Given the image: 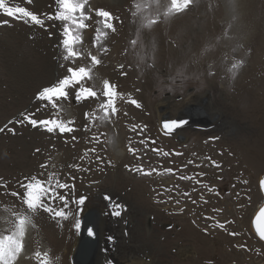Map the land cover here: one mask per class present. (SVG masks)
I'll return each instance as SVG.
<instances>
[{
    "label": "rangeland",
    "instance_id": "1",
    "mask_svg": "<svg viewBox=\"0 0 264 264\" xmlns=\"http://www.w3.org/2000/svg\"><path fill=\"white\" fill-rule=\"evenodd\" d=\"M139 1L88 0L87 7L90 11L87 14L92 17V19L84 21L88 27L73 28V32L80 37V40L75 44L80 54L105 58L104 55L111 47L108 45L110 42L109 33L112 34L116 30H101L105 33L103 36H107L100 35V39H96L97 32L94 25L97 24V20L101 19L95 16L98 9L109 11L112 14L114 19L111 22L114 26L116 19L120 25L122 20L127 23L128 28L119 31L115 39L120 42L124 38L120 47L129 42L127 45L131 49L128 46L127 48L131 50L129 53H132L128 54L123 59L124 61L118 60L110 63L109 69H114V71L108 73L109 77L104 74V71L87 66L91 78L88 79L89 81L87 79L82 81L78 87H73L74 90L70 88L69 99L58 101L59 111H57L51 105L45 107L44 102L39 101L36 97L42 89L55 85L60 79L67 76L69 67L74 68V64H71L74 63L72 58L63 59L66 51L61 46L63 27L59 28L58 26V22L61 21L48 19L49 16L56 15L59 6L56 0L46 1L44 4L40 0H6L10 6H23L44 21V26L41 27L30 21L25 23L23 20L0 15V129H3L0 131V153L3 152L7 158L3 161L5 162L4 166H0V217L9 219L11 218L9 217L10 213L16 211V223L19 214L31 216V223L26 225L22 240L23 249L14 264H39L35 256L36 252H47L57 264H72L80 235V231L78 234L74 227L75 216L60 222L42 210L35 214L28 212L22 202L23 192H20L22 185H16L14 179L20 175H30L33 172L34 169L30 165L34 161L29 154L31 149L38 148V146L40 148L46 143L41 142L40 138L49 140L45 146L50 147V151L65 144L74 147L75 154L76 150L81 151L80 155L74 154L76 157L70 153H73V149L65 155L63 162L73 159L69 165H77L79 170L71 167L75 174L69 175L63 182L75 185L74 197L70 195V200L78 199L81 196L87 198L85 204L80 206L82 208V211L79 212L81 224L83 217L89 212L96 211L101 217L104 225L101 230L103 235L101 249L103 255L109 258L112 264H131V262L147 264L148 260H150V264H196V262L198 264H264V242L256 236L252 228L256 213L264 205V196L259 185L261 179L264 178V114L262 112L257 114V108L264 107V1L247 0L248 6H244V13L239 20L237 17L239 12L234 9L227 11L225 2L222 0H191V5L189 4L187 9L180 12H169L171 0H144L142 8L137 7ZM242 2L245 3L246 0ZM151 6L155 9L156 20H154L155 23L150 24L145 20H147V11ZM179 14L182 15L178 16ZM4 20L7 23H4ZM187 20L191 21L194 33H190L189 26L186 24ZM155 24L157 25L155 26ZM99 27L102 29L103 25L100 24ZM153 29H157V32L153 33ZM141 31H146L145 38L148 47L144 45V49H141L140 43L137 42L142 41L141 38L137 39V34H141ZM31 34L36 35L32 36ZM128 36L129 38H126ZM20 40L21 43L28 45L30 52L37 55L38 58L41 56V61H46L44 68L38 67L37 62H33V60L23 63L27 52L24 48L17 47ZM58 40L61 43L57 42ZM133 41L135 44L132 43ZM157 44L160 45L157 46ZM151 52L155 53L154 57ZM62 53L64 55H61ZM128 56L133 61L132 66H129ZM143 59L149 61L145 62ZM133 67L135 69L137 67L139 70H134ZM136 71L138 72L136 73ZM105 81L114 86V91L117 93L114 97V105L117 111H121L123 117L121 119L117 114L110 113L107 120L96 119L95 122L92 119L93 113L97 117L103 115L99 105L105 102L103 96ZM137 83L139 84L137 85ZM144 83H148V85ZM82 86L95 90L98 93L97 98L82 99V103L81 101L77 102L75 93ZM245 92L252 95V101L242 98ZM133 100L137 101L140 107H136L131 102ZM206 100L207 102L204 103ZM195 106L207 109V112L216 117V121H213L215 129L199 130L182 126L170 133L164 131L162 128L164 117L170 115L171 121L188 117L189 107ZM31 113L35 114L32 116L33 119L63 121L68 127L75 130L62 134L58 129L49 133L42 125L33 127L21 115ZM85 113L89 114L88 118L85 117ZM17 121L23 122L18 123ZM69 121L72 123H67ZM94 127L98 132L100 146L89 143L91 134L88 129H94ZM79 129L84 132H80ZM181 135L185 139L181 140L179 138ZM15 136L20 140L23 139L21 145H18ZM37 142H41L40 145ZM6 147L9 148L8 151H6ZM52 147L54 148L52 149ZM130 147L136 149L137 155L129 151ZM92 149L95 151H91ZM250 150L252 153L249 152L248 155ZM18 153H22L21 159L26 162L27 166L10 171L9 164H14L20 159H18ZM7 154L8 156H6ZM244 155L246 157L248 155L247 159ZM256 155H261L257 156L259 160L254 159H257ZM27 157H29V162ZM74 161H77L78 164H75ZM3 162L1 160L0 165ZM140 167L148 172L152 170L151 175L154 177L136 172L135 169ZM150 168L151 170H149ZM64 170L63 167L59 168L60 172ZM192 172L196 176L194 179L199 182H207L212 188L211 192L222 198V201L219 200V204L212 206L207 200L204 201L205 199L199 200L194 190L193 193H186L187 184L192 183L186 176L191 175ZM39 173H41L40 170ZM73 177L75 179H72ZM143 179L145 180L143 181ZM140 183L142 188L139 191ZM172 185L176 188L173 189ZM12 192H19L18 194L21 193V196H12ZM145 193L147 194L144 195ZM169 195L174 197L172 208L169 204V207L164 206L160 200L161 197L162 200L171 199ZM105 196L110 199L105 200ZM139 197L143 200L142 203H140ZM192 197H197L194 198L193 204L190 202ZM176 198L189 206L184 214L180 210ZM234 204L238 210L243 211L241 214L236 213L237 209ZM57 206L62 207L63 205L57 202ZM166 208L172 210H165ZM192 208L193 210H191ZM214 208L215 210H213ZM25 209L27 212L24 211ZM70 209L75 213L77 205L70 204ZM114 211H118L120 215L112 216ZM218 211H223V216L216 217ZM193 214L195 215L193 216ZM190 215L193 220L189 225L184 219L191 218ZM43 219H46L45 227ZM226 219H230L233 223L232 226L231 223L228 224L230 226H227L230 227V231L232 232L235 228L237 234H243L242 237H231L224 233L215 239L211 238L210 233L221 231L219 221L223 222ZM61 226L65 227L63 240L66 242V246L57 251L54 247L62 239L54 240L53 232H60ZM190 226L193 227L194 232L190 231ZM3 230L5 231H0V239L13 235L16 232V224L12 225L11 230L6 226ZM42 230L44 233L47 231L48 236L41 234ZM190 232L194 234H189ZM109 237L112 238L111 242ZM228 237L230 238L228 239ZM233 248L236 251L232 252ZM227 250L228 252H226ZM203 254L204 256H202ZM207 254L210 256L208 257ZM66 260H70L71 263Z\"/></svg>",
    "mask_w": 264,
    "mask_h": 264
},
{
    "label": "snow or ice",
    "instance_id": "2",
    "mask_svg": "<svg viewBox=\"0 0 264 264\" xmlns=\"http://www.w3.org/2000/svg\"><path fill=\"white\" fill-rule=\"evenodd\" d=\"M59 8L55 16H49L48 19H55L61 22H64L63 32H62V44L61 46L65 49L66 55L63 57L64 60L69 58H76L80 54L77 53L73 45L80 40V37L74 35L73 28L75 29H84L88 27L85 20L92 19L87 13L90 9L87 7L88 0H56ZM191 0H171V8L169 12L175 11L180 12L189 6ZM0 15H4L13 19L23 20L25 23L31 21L33 24L43 27L44 21L40 19L36 14L31 11L26 10L24 7H13L9 3H6V0H0ZM95 16L101 19L97 20V24H102L105 30L115 31L114 25L111 22L114 17L109 11L98 9L95 12ZM4 23H7L6 21ZM150 23H155L151 21ZM71 25V27H70ZM97 35L96 39H100L101 30L98 27L96 29ZM51 35V34H50ZM135 44V41L132 42ZM107 51V49H105ZM93 65H98L100 63L99 59L95 56L91 57ZM68 75L63 79H60L55 85L46 87L42 89L36 99L44 102V106L47 107L51 105L53 109L59 111L58 101H67L69 99V89L80 85L82 81L91 78L90 70L83 66L77 68L69 67L67 69ZM117 93L114 91V86L111 85L108 81L104 82V91L103 96L105 102L99 105V108L103 111V115L97 117L95 113L92 114V119L95 121L99 119L100 121H105L109 118L110 113L112 115L116 114V107L114 105V97ZM98 93L89 87H79L75 93V100L80 102L82 99L97 98ZM136 107H140V104L133 100L131 101ZM29 124L33 127L44 126L47 132L52 133L57 129L60 133L72 132L75 129L68 127L65 122L58 121L55 119H42L37 120L33 119L31 114H21ZM89 116L88 113H85V117ZM22 123L23 121H17ZM67 123H72L69 121ZM165 129L169 132L174 131L176 128L180 127L179 123L172 122L166 123L164 125ZM3 131V129H0ZM103 135V133H101ZM99 142V137L95 138ZM111 143V141H109ZM155 151V149H153ZM39 151V150H37ZM91 151H95L92 149ZM129 151L132 153L136 152V149L129 148ZM41 167H46V165H41ZM69 167H74L79 170L77 165H69ZM130 171L132 169H129ZM136 172H140L143 175H151V172L145 171L142 167L136 168ZM171 171V169H169ZM26 183L22 185L24 192L22 194V202L26 206L28 212L35 214L37 211L42 210L47 212L51 218L58 219L62 222L68 220L69 217L75 216L74 227L79 234L81 229V221L79 219V212L82 211L80 206H83L86 201V197L81 196L78 199L72 198L70 200V195L74 197L75 185L63 182L55 173H49L47 180H40L37 177L33 176L30 179L25 178ZM72 179H75L74 177ZM262 187H264V181H261ZM6 186V185H5ZM70 190V192H69ZM12 196H20L16 192L11 193ZM105 200L110 199L108 196L104 197ZM57 202L63 205L62 207L57 206ZM70 204H76L77 210L74 213L70 209ZM264 212V209L261 210ZM113 215H120L118 211H114ZM31 223V216L26 214H19L16 220V232L10 236H4L0 239V264H14L17 259L18 254L23 249L22 240L25 235L26 225ZM258 235L261 240H264V231L259 229ZM87 235L89 237H95L92 228L87 229ZM231 235H236V233H231ZM109 241H112V238L109 237ZM35 256L38 259L39 264H54L53 259L47 252L41 253L36 252ZM58 259V258H57Z\"/></svg>",
    "mask_w": 264,
    "mask_h": 264
},
{
    "label": "bare ground",
    "instance_id": "3",
    "mask_svg": "<svg viewBox=\"0 0 264 264\" xmlns=\"http://www.w3.org/2000/svg\"><path fill=\"white\" fill-rule=\"evenodd\" d=\"M46 1H50V0H40V2L42 3V4H44V2H46ZM142 1H144V0H140L139 1V4H137L138 6V8H142ZM222 1H224L225 2V7H226V10L227 11H229V10H233L234 9V11H238L239 13H238V20H239V18H242V13H244L243 12V8H244V6H248V3H247V0H246V2L245 3H243L242 1H244V0H222ZM250 1V0H249ZM264 0H262L261 2H263ZM254 2V1H253ZM259 2H260V0H259ZM197 3V2H196ZM194 4V3H193ZM191 5V4H190ZM189 5V6H190ZM196 5V4H195ZM215 5V4H214ZM250 5H251V3H250ZM150 6V5H149ZM23 7V6H22ZM188 8V7H187ZM194 8V7H193ZM264 8V7H263ZM190 9H192V8H190ZM245 9V8H244ZM251 9V8H250ZM139 10V9H138ZM193 11V10H192ZM233 11V12H234ZM49 13V12H48ZM147 13H148V15L146 16L147 17V20H145V21H147V22H151V21H154V20H156L155 19V9L151 6L149 9H148V11H147ZM160 13V12H159ZM46 14V13H45ZM139 14V13H138ZM254 14V13H253ZM182 14H179L178 16H181ZM236 15V14H235ZM46 16V15H45ZM146 17H145V19H146ZM180 18V17H179ZM184 18V17H183ZM125 20V19H124ZM179 20V19H178ZM193 20V19H192ZM237 20V19H236ZM5 21V20H4ZM175 21V20H174ZM188 21V23H186L189 27V30H190V33H194L193 31V29H192V23H191V21H189V20H187ZM186 21V22H187ZM198 21H201V20H198ZM31 22V21H30ZM195 22V21H194ZM32 23V22H31ZM30 23V24H31ZM59 24H58V26H59V28H62V27H64V22H58ZM200 23V22H199ZM252 23V22H251ZM93 24V23H92ZM114 24H115V26H114V28H115V30H116V32H114V33H109V36H110V42H108L109 44V46H111L109 49H108V51H107V53L104 55V57L105 58H102V57H96L97 59H99V61H100V63L98 64V65H93L92 64V61H91V57L92 56H90V54H88V55H86V56H84V55H81L80 54V51H79V49L76 47V43L73 45V48H74V50L77 52V53H79L80 55L78 56V57H76V58H72V60L74 61V63H71V64H74L73 66H74V68H79V67H81V66H83V67H85V68H87V66H93V67H95V68H97V69H99V70H101L102 72L104 71V74L105 75H107V77H109V75H108V73H110V72H112V71H114V69H109V67L111 66V64L110 63H112V62H114V61H118V60H123L125 57H127V55L128 54H130L131 55V53L132 52H130L129 53V51H131L130 49V47L127 45V44H129V42H126V43H124V45L122 46V47H120V44H122L123 42H124V38H123V40H120V42H119V40L118 39H115V36H118V32L119 31H121L123 28H128V26H127V23L126 22H124L123 20H122V23H121V25H120V23H119V21H118V19H116L115 21H114ZM151 24V23H150ZM32 25V24H31ZM99 25L100 24H95L94 26H95V28L97 29L98 27H99ZM157 24H155V26H156ZM256 25V24H255ZM137 26V25H136ZM154 26V27H155ZM237 26V25H236ZM254 26V25H253ZM183 27V26H182ZM199 27V26H198ZM223 27V26H222ZM30 28V27H29ZM100 28V27H99ZM95 29V30H96ZM32 30V29H31ZM92 30V29H91ZM100 30H105L104 28H102V29H100ZM138 30V29H137ZM169 30V29H168ZM189 30H187V32H189ZM216 30V29H215ZM230 31V30H229ZM30 32V31H29ZM28 32V33H29ZM77 32H79V31H77ZM106 32V31H105ZM142 33L141 34H137V39L138 38H141L142 39V41H137L138 43H140V45H139V47L141 48V49H144V45H146L147 46V40H146V38H145V33H146V31H141ZM157 32V29H153V33H156ZM169 32V31H168ZM186 32V33H187ZM231 32V31H230ZM74 33V35H77V33H75V32H73ZM101 35L103 36L105 33H104V31H101ZM108 33V32H107ZM121 33V32H120ZM126 33V32H125ZM170 34V33H169ZM168 34V35H169ZM8 35V34H7ZM17 35V34H16ZM32 35V34H31ZM30 35V36H31ZM34 35V34H33ZM32 35V36H33ZM36 35V34H35ZM34 35V36H35ZM238 35V34H237ZM1 36V35H0ZM107 35H105V36H103V37H106ZM119 36H121V35H119ZM222 36V35H221ZM6 37V36H5ZM112 37V38H111ZM124 37V36H123ZM150 37V36H149ZM29 38V37H28ZM87 38V37H86ZM94 38V37H93ZM126 38H129V36L128 37H126ZM151 38V37H150ZM223 38V37H222ZM226 38H228V37H226ZM17 39L19 40V38L17 37ZM32 39V38H31ZM33 39H34V37H33ZM59 39V38H58ZM63 39V38H62ZM61 39V40H62ZM89 39V38H88ZM148 39V38H147ZM118 40V41H117ZM174 41V40H173ZM23 42V41H22ZM57 42H59V40L57 41ZM119 42V43H118ZM222 42V41H221ZM19 43V44H18ZM17 43V47L18 48H20V49H25L26 50V52H27V57H25V59H24V61H23V63H29V62H31L32 60H33V62H37V66L38 67H43L44 68V65L46 64V61H41V56H40V58H38L37 57V55H35V54H33L32 52H30V49H29V47H28V45L27 44H23V43H21V40L19 41ZM50 43V42H49ZM59 43H61V42H59ZM157 43H159V42H157ZM166 43V42H165ZM22 44V45H21ZM222 44V43H221ZM1 45V44H0ZM160 45V44H159ZM158 44H157V46H159ZM161 45H163V44H161ZM48 46V45H47ZM47 46H45V47H47ZM127 46H128V48H130V49H128L127 48ZM131 46V45H130ZM148 47V46H147ZM156 47V46H155ZM154 47V48H155ZM226 47V46H225ZM2 48V47H1ZM50 48V47H49ZM92 48V47H91ZM227 48V47H226ZM208 49V48H207ZM28 50V51H27ZM209 50V49H208ZM49 51H50V49H49ZM52 52V51H51ZM50 52V53H51ZM64 52V51H63ZM99 52V54H100V50L98 51ZM134 52V51H133ZM154 52V51H153ZM219 52V51H218ZM125 53V54H124ZM152 53V52H151ZM64 54H66V53H64ZM63 53L61 54V55H64ZM134 54H135V52H134ZM153 54V53H152ZM193 54V53H192ZM220 54V53H219ZM154 55H155V53L153 54V57H154ZM48 56V55H47ZM148 56V55H147ZM149 56H150V54H149ZM50 57V56H49ZM129 57V56H128ZM146 57V56H145ZM131 57H129V58H127V60H128V62L130 63L129 64V66L132 64V60L130 59ZM150 58V57H149ZM167 58V57H166ZM147 59V58H146ZM168 59V58H167ZM69 60V59H68ZM71 60V59H70ZM105 60V61H104ZM144 60V59H143ZM152 60V59H151ZM150 60V61H151ZM124 61V60H123ZM145 61V60H144ZM147 62L149 61V60H146ZM145 61V62H146ZM230 62V61H229ZM61 64V63H60ZM141 64V63H140ZM144 64V63H143ZM142 64V65H143ZM154 64V63H153ZM137 65H138V63H137ZM142 65H140V66H142ZM71 66V65H70ZM113 66V65H112ZM126 66V65H125ZM132 66V65H131ZM140 66H138V67H140ZM49 67V66H48ZM128 67V66H127ZM135 67V66H134ZM133 67V68H134ZM112 68V67H111ZM113 68H115V67H113ZM129 68V67H128ZM133 68H131L132 70H133ZM145 68V67H144ZM67 69V68H66ZM134 70H139V68H137L136 67V69L134 68ZM138 71H136V73H137ZM142 72V71H141ZM62 73H63V71H62ZM139 73H140V71H139ZM131 74V73H130ZM141 74V73H140ZM21 76V75H20ZM63 76H65V75H63ZM133 76H134V74H133ZM137 76V75H136ZM146 76V75H145ZM222 76V75H221ZM106 77V78H107ZM147 77H149V76H147ZM223 77V76H222ZM18 79V78H17ZM109 79V78H108ZM147 79V78H146ZM88 80V79H87ZM138 80V79H137ZM1 81V80H0ZM16 81V80H15ZM89 81V80H88ZM110 81V80H109ZM128 81V80H127ZM140 81V80H139ZM149 81V80H148ZM2 84V83H1ZM19 84V83H18ZM139 83H137V85H138ZM144 84H146V83H144ZM81 85V84H80ZM146 85H148V83L146 84ZM1 86V85H0ZM77 87H78V85H77ZM83 87V86H82ZM2 88H3V86H2ZM75 88V87H74ZM74 88H73V90H74ZM259 89V88H258ZM72 91V90H71ZM237 91V90H236ZM240 92H242V91H240ZM72 93V92H71ZM70 93V94H71ZM237 94V93H236ZM264 94V93H263ZM73 95V94H72ZM123 95V94H122ZM239 97H241V96H239ZM251 97H252V95H249L248 93H244V96L242 95V98L244 99V100H250V101H252V99H251ZM120 98V97H119ZM124 99V98H123ZM84 102V101H83ZM88 102V101H87ZM207 102V100L206 101H204V103H206ZM81 103H82V101H81ZM100 103V102H99ZM253 103V102H252ZM98 104V103H97ZM249 104V103H248ZM79 105H80V103H79ZM78 105V106H79ZM82 105V104H81ZM86 105V104H85ZM204 105V104H203ZM253 105V104H252ZM260 105V104H259ZM83 106V105H82ZM146 106V105H145ZM76 108H79V107H76ZM84 109H85V106L83 107ZM122 108V107H121ZM207 108V107H206ZM236 108V107H235ZM94 109V108H93ZM97 109V108H96ZM81 110H83V109H81ZM207 110V109H206ZM203 107H201V106H195V107H189V109H188V111H187V114L189 115H187L188 117H184V118H177V119H174V120H176V121H179L180 123H182L183 124V126L185 127V126H188V127H193V128H195V129H207V130H209V129H215V126H213L214 124V122L216 121L215 120V116H213V114H210L209 112H207ZM240 111V110H239ZM251 111V110H250ZM257 114L259 113V112H262L263 114H264V107L263 106H261V108L260 109H258L257 108ZM198 112H200V113H198ZM82 113V112H81ZM80 113V114H81ZM252 113V112H251ZM53 114H54V112H53ZM116 114H117V116H120L121 117V119H122V117H123V114L121 113V111H116ZM241 114V113H240ZM98 115V114H97ZM177 115V114H176ZM179 115V114H178ZM169 116V117H168ZM168 116H166V117H164L165 119H164V121L165 122H169V121H171V116L170 115H168ZM177 117V116H176ZM220 117V116H219ZM257 117V116H256ZM81 118H83V117H81ZM85 118V117H84ZM88 118V117H87ZM88 120V119H87ZM215 120V121H214ZM79 121H80V119H79ZM163 121V122H164ZM214 121V122H213ZM249 121H250V119H249ZM96 122V121H95ZM130 121L128 120V123H129ZM162 122V123H163ZM171 122H175V121H171ZM255 122V121H254ZM78 124V123H77ZM84 124H87V123H84ZM89 124V123H88ZM238 124V123H237ZM126 125H127V123H126ZM132 125V124H131ZM131 125H130V127H131ZM134 125V124H133ZM90 126V125H89ZM255 126V125H254ZM257 126V125H256ZM255 126V127H256ZM74 127H75V125H74ZM96 127V126H95ZM95 127H94V129L93 128H91V129H88L89 130V133L91 134L90 136V142L89 143H91V144H93V145H95V146H100V142H97V140L95 139L96 137H99L98 136V132L95 130ZM125 127V126H124ZM128 127H129V125H128ZM32 128V127H31ZM81 128V127H80ZM89 128V127H88ZM254 128V127H253ZM87 129V128H86ZM131 129V128H130ZM189 129V128H188ZM264 129V128H263ZM38 130V129H37ZM78 130V129H77ZM184 130V129H183ZM79 131L80 132H82L81 131V129H79ZM131 131V130H130ZM133 131V130H132ZM35 132V131H34ZM75 132H77V131H75ZM84 132V131H83ZM82 132V133H83ZM102 133V132H101ZM26 134V133H25ZM77 134H78V132H77ZM76 134V135H77ZM79 134H81V133H79ZM263 134V133H262ZM24 135V134H23ZM22 135V136H23ZM37 135V134H36ZM75 135V134H74ZM140 135V134H139ZM148 135H150V134H148ZM34 136V135H33ZM32 136V137H33ZM49 136V135H48ZM51 136V135H50ZM82 136H84L83 134H82ZM103 136V135H102ZM110 136V135H109ZM257 136V135H256ZM16 137V136H15ZM14 137V138H15ZM24 137V136H23ZM35 137V136H34ZM73 137V136H72ZM101 137V136H100ZM132 137H134V136H132ZM17 138V137H16ZM19 138V137H18ZM16 139L17 141L16 142H18V145L20 144L21 145V143H22V140H20V138L19 139ZM70 138V137H69ZM79 138V135L77 136V139ZM104 138V137H103ZM181 140H182V138L183 139H185L184 138V136H180L179 137ZM188 138V137H187ZM27 139V138H26ZM31 140H32V138H30ZM29 139V140H30ZM52 139V138H51ZM85 139V138H84ZM83 139V140H84ZM35 140V139H34ZM41 142H46V143H48L49 142V140H47V139H43V138H40L39 139ZM82 140V139H81ZM146 140V139H145ZM190 140V139H189ZM35 141H37V140H35ZM53 141V140H52ZM66 141V140H65ZM79 141V140H78ZM85 141V140H84ZM143 141V140H142ZM191 141V140H190ZM40 142V143H41ZM67 142H68V140H67ZM82 142V141H81ZM86 142V141H85ZM7 143V142H6ZM27 143H28V141H27ZM35 143V142H34ZM38 143V142H37ZM40 143H38V145H40ZM46 143L45 144H43V145H41V147L39 148V146H38V148H33V149H31L30 150V156H31V158L33 159V164L32 165H30V166H32V168L34 169L33 170V172L30 174V175H20V176H18L16 179H14L15 180V184L16 185H23L24 183H26L27 182V180L25 179V178H31V177H33V176H35V177H37L38 179H40V180H44V179H48V175H49V173H55L59 178H60V180L61 181H64V180H66V178L69 176V175H74L75 174V171L71 168V167H69L68 165H69V163L72 161L73 162V159L70 161V159H68V160H66V162H63V159H64V157H65V155L68 153V152H70V150L71 149H73L72 151H73V153L72 152H70L71 153V155L73 154V156H75L77 153L79 154H82L81 153V151L80 152H78L77 150L75 151V152H77L76 154L74 153V147H71V146H69V145H61V146H57L56 147V149L55 150H53V151H50L49 150V148L47 147V146H45L46 145ZM80 143V142H79ZM88 143V144H89ZM103 143V142H102ZM14 144V143H13ZM12 144V145H13ZM135 144V143H134ZM7 145V144H6ZM30 145V144H29ZM75 145V144H74ZM77 145H78V143H77ZM76 145V146H77ZM186 146V145H185ZM201 146H203V145H201ZM209 146H211V145H209ZM214 146H216V145H214ZM7 147H9V146H7ZM6 147V151H8V149L9 148H7ZM11 147V146H10ZM22 147V146H21ZM180 147V146H179ZM204 147V146H203ZM15 148V147H14ZM24 148V147H23ZM54 147H52V149H53ZM79 148V147H78ZM99 148V147H98ZM161 148V147H160ZM164 148V147H163ZM188 148V147H187ZM210 148V147H209ZM246 148V147H245ZM16 149V148H15ZM19 149H21V148H19ZM77 149V148H76ZM29 150V149H28ZM37 150H39V151H37ZM79 150V149H78ZM1 151H3V150H1ZM21 151V150H20ZM143 151V150H142ZM167 151V150H166ZM14 152H15V150H14ZM89 152V151H88ZM141 152V151H140ZM156 152V151H155ZM208 152V151H207ZM249 152H251V150L250 151H248V155H249ZM69 153V154H70ZM151 153V152H150ZM159 153V152H158ZM252 153V152H251ZM10 154V153H9ZM75 154V155H74ZM77 154V155H78ZM79 154V155H80ZM87 154H89V153H87ZM91 154V153H90ZM136 154V153H135ZM144 154V153H143ZM152 154V153H151ZM173 154V153H172ZM244 154V153H243ZM242 154V155H243ZM245 154H247V152H245ZM85 155V154H84ZM92 155V154H91ZM95 155V154H94ZM100 155V154H99ZM137 155V154H136ZM153 155H154V153H153ZM195 155H197V154H195ZM248 155H247V157H248ZM6 156H8V154L6 155ZM68 156V155H67ZM72 156V157H73ZM158 156V155H157ZM200 156V155H199ZM204 156V155H203ZM245 156V155H244ZM253 156V155H252ZM254 156H255V154H254ZM258 155H256V157H257ZM261 156V155H260ZM260 156H258V157H260ZM21 157H23L22 156V153H18V161L17 162H15L14 164H9L10 166H11V168H9L10 169V171H13V170H15V169H17V168H21V167H25V166H27L26 165V162H24L23 161V159H21ZM69 157H70V155H69ZM76 157V156H75ZM75 157H73V158H75ZM142 157V156H141ZM154 157H155V155H154ZM187 157V156H186ZM205 157H207V156H205ZM241 157V156H240ZM246 157V156H245ZM247 157H246V159H247ZM258 157H257V159L256 158H254L255 160H259L258 159ZM11 158V157H10ZM194 158V157H193ZM198 158V157H197ZM238 158V157H237ZM243 158V157H242ZM7 158H5V156H4V154H3V152L2 153H0V161L2 160V162L3 161H5ZM27 159H28V162H29V157H27ZM77 159V158H76ZM84 159V158H83ZM141 159V158H140ZM161 159V158H160ZM174 159V158H173ZM191 159V158H190ZM227 159V158H226ZM234 159V158H233ZM236 159V158H235ZM234 159V160H235ZM239 159V158H238ZM241 159V158H240ZM186 160H188V159H186ZM197 160V159H196ZM245 160V159H244ZM80 161V160H79ZM147 161V160H146ZM172 161V160H171ZM216 161H218V160H216ZM157 162V161H156ZM177 162H178V160H177ZM4 163L5 162H3L0 166H4ZM7 163V162H6ZM12 163V162H11ZM74 163L76 164L77 163V161H74ZM174 163V162H173ZM180 163V162H179ZM195 163V162H194ZM207 163V162H206ZM242 163V162H241ZM78 164V163H77ZM151 164V163H150ZM163 164V163H162ZM201 164H202V162H201ZM8 165V164H7ZM41 165H46V167H41ZM71 165H74V164H71ZM152 165V164H151ZM180 165V164H179ZM200 165V164H199ZM243 165V164H242ZM158 166H159V164H158ZM166 167H167V165H165ZM172 166V165H171ZM245 166V165H244ZM61 167H63V169H65L63 172L61 171H59V168H61ZM160 167V166H159ZM174 167V166H173ZM247 167V166H246ZM27 168V167H26ZM149 168V167H148ZM152 168V167H151ZM151 168L149 169V170H151ZM172 168V167H171ZM177 168V167H176ZM188 168V167H187ZM208 168V167H207ZM211 168H214V167H211ZM233 168V167H232ZM163 169V168H162ZM210 169V168H209ZM39 170L41 171V173H39ZM157 170V169H156ZM190 170V169H189ZM188 170V171H189ZM198 170V169H197ZM208 170V169H207ZM177 171V170H176ZM185 171V170H184ZM202 171H205V170H202ZM216 171V170H215ZM238 171V170H237ZM0 172H1V170H0ZM153 171L151 170V173H152ZM158 172V171H157ZM171 172V171H170ZM175 172V171H174ZM180 172V171H179ZM182 172V171H181ZM207 172H209V171H207ZM244 172V171H243ZM3 173V172H2ZM166 173V172H165ZM177 173V172H176ZM202 174H203V172H201ZM236 173V172H235ZM246 173V172H245ZM248 173V172H247ZM246 173V174H247ZM156 174H158V173H156ZM178 174V173H177ZM234 174V173H233ZM241 174V173H240ZM181 175V174H180ZM220 175V174H219ZM242 175V174H241ZM241 175H240V178H241ZM160 176H162L161 174H160ZM186 176V175H185ZM247 176V175H246ZM151 177L153 178L154 176H152L151 175ZM170 177V176H169ZM187 178H189V181H192V183H189V184H187V187H186V193H193V190L195 191V194L198 196V198H199V200L200 199H205L204 201H208L209 203H211L212 204V206L213 205H215V204H219V200L220 201H222L221 199L222 198H219L218 196H215L211 191H212V188L209 186V184L207 183V182H199V181H197L196 179H194L196 176L194 175V173L192 172V174L191 175H187L186 176ZM221 177V176H220ZM238 177V176H237ZM79 178V177H78ZM152 178H150V179H152ZM146 179V178H145ZM145 179H143V181L145 180ZM199 179V178H198ZM201 179V178H200ZM238 179H239V177H238ZM71 180V179H70ZM142 180V179H141ZM177 180V179H176ZM242 180V179H241ZM72 181H74V180H72ZM164 181V180H163ZM172 181H174V180H172ZM68 182V181H67ZM247 182V181H246ZM168 183V182H167ZM214 183V182H213ZM72 184V183H71ZM74 184V183H73ZM215 184V183H214ZM222 184V183H221ZM224 184V183H223ZM244 184V183H243ZM246 184V183H245ZM177 185V184H176ZM136 186H139V185H136ZM140 186L141 187H138V190L140 191V188H142V185H141V183H140ZM226 186V185H225ZM234 186V185H233ZM242 186V185H241ZM132 187V186H131ZM134 187V186H133ZM143 187H144V185H143ZM153 187V186H152ZM184 187V186H183ZM222 187V186H221ZM136 188V187H135ZM172 188L174 189V188H176L174 185H172ZM217 189V188H216ZM221 189V188H220ZM251 189V188H250ZM249 189V190H250ZM182 190V189H181ZM214 190V189H213ZM154 191V190H153ZM172 191V190H171ZM20 192L22 193V192H24V188L22 187V189L20 190ZM142 192V191H141ZM19 193V192H18ZM20 193V194H21ZM131 194V193H130ZM142 194V193H141ZM147 193H145L144 195H146ZM174 194H176V193H174ZM6 195H9V196H11L10 194H6ZM132 195V194H131ZM137 195V194H136ZM171 195H173V194H171ZM21 196V195H20ZM142 196H143V194H142ZM151 196V195H150ZM170 196V195H169ZM222 196V195H221ZM4 197H7V196H5L4 195ZM134 197V196H133ZM137 197H138V195H137ZM223 197V196H222ZM131 198V197H130ZM169 198H171V199H164V200H162V197L160 198V200H161V202L164 204V206H168V204H169V206L171 207V205L173 204V198L174 197H172V196H170ZM194 198H197V197H192L191 199H190V202H191V204H193V201H194ZM235 198V197H234ZM6 199V198H5ZM5 199H4V201H5ZM8 199V198H7ZM6 199V200H7ZM138 199V198H137ZM152 199H154V198H152ZM182 199V198H181ZM159 200V201H160ZM139 201H140V203H142V199L139 197ZM158 201V200H157ZM169 202V203H168ZM176 202H177V204L178 205H180V210H182L183 211V214L185 213V211L187 212V210H188V207L189 206H186L184 203H183V201L182 200H180L179 198H176ZM227 202V201H226ZM239 202V201H238ZM5 203H6V201H5ZM137 203V202H136ZM139 203V204H140ZM155 203V202H154ZM160 203V202H159ZM198 203H200V202H198ZM205 203V202H204ZM138 204V203H137ZM162 204V205H163ZM176 204V203H175ZM206 204H208V203H206ZM205 204V205H206ZM196 205V204H195ZM2 206H3V202H2ZM59 206V205H58ZM151 206V205H150ZM168 206V207H169ZM198 206V205H197ZM221 206H223V205H221ZM228 206H230V205H228ZM234 206H235V208L237 209V211H236V213L238 214V213H242L243 211L240 209V210H238V208L236 207V205L234 204ZM143 208H144V206H142ZM148 207V206H147ZM195 208L194 209H196V206H194ZM216 207V206H215ZM218 208H219V206H217ZM225 207V206H224ZM172 208V207H171ZM171 208H166L165 210H172ZM232 208V207H231ZM241 208V207H240ZM148 209V208H147ZM206 209V208H205ZM222 209V208H221ZM191 210H193V208L191 209ZM204 210V209H203ZM213 210H215V208L213 209ZM23 211V210H22ZM24 211H26L27 212V210L25 209ZM148 211V210H147ZM217 211V210H216ZM200 212V211H199ZM219 213L216 215V217L217 216H220V215H222L223 216V211H218ZM233 212V211H232ZM37 213V212H36ZM154 213V212H153ZM179 213V212H178ZM189 213V212H188ZM194 213V212H193ZM201 213V212H200ZM204 213V212H203ZM202 213V214H203ZM226 213V212H225ZM11 214V216H9V217H11V218H9V219H4V218H1L0 217V231H2V232H4L5 230H3V228L6 226V227H8L9 228V230H11V228H12V225L14 226L16 223H15V219H16V211H14V212H11L10 213ZM177 214V213H176ZM182 214V215H183ZM211 214V213H210ZM233 214H234V212H233ZM186 216H187V214H185ZM195 214H193V216H194ZM90 218H91V220H92V225H91V228L93 229V232H94V234H95V237L94 238H92L93 240H94V242L93 243H95L94 245H93V248H94V250H91V252L86 256V257H83V260L86 262L85 264H112L111 263V261H110V259L109 258H107L106 256H104L103 255V252H102V249H101V238L103 239V235H102V233H101V230H102V226L104 227V225L102 224V219H101V217L99 216V214L96 212V211H92V212H90ZM112 216H114V215H112ZM192 215H190V217H191ZM137 217V216H136ZM198 217V216H197ZM132 218V217H131ZM131 218H130V220H131ZM199 218V217H198ZM208 218V217H207ZM212 218H214V217H212ZM226 218V217H225ZM124 219V218H123ZM139 219V218H138ZM173 219V218H172ZM171 219V220H172ZM178 220V219H177ZM192 220H193V218L191 217V218H185L184 219V221L187 223V224H189L190 222H192ZM234 220V219H233ZM123 222L125 221V220H122ZM50 222H51V220H50ZM49 222V223H50ZM202 222V221H201ZM237 222V221H236ZM129 223V222H128ZM205 223V222H204ZM229 223H231L230 225L232 226V222H231V220L230 219H226L225 221H219V226H220V230L221 231H213V233H210L209 234V236L211 237V238H213V239H215L216 237H219L220 235H222V234H224V233H227L228 234V236H231V237H236V238H239V237H242V235L243 234H237L236 233V229L234 228V230H232V232L230 231V227H227V226H230V225H228ZM183 224V223H182ZM181 224V225H182ZM193 224V223H192ZM43 225H44V227L46 226V219H43ZM124 225V224H123ZM190 225V224H189ZM196 225V224H195ZM236 225H237V223H236ZM106 226V225H105ZM128 226V225H127ZM152 226V225H151ZM186 226V225H185ZM191 226H193V225H191ZM190 226V231L191 232H194L195 230L193 229V227H191ZM43 227V228H44ZM87 227V226H86ZM85 223H84V221L82 222V224H81V229H80V235H79V238H78V242H77V246H76V248H75V251H74V255H73V258H72V264H82V261L79 259V258H76V253H77V249H78V246H79V244L81 243V241H82V238H83V234H84V232H86L87 230H85ZM134 227V226H133ZM197 227V226H196ZM202 227H204V226H202ZM64 226H61V228H60V232L59 231H55V232H53L54 234H53V239L54 240H59V239H62V241H60V242H58V244H56L55 245V250H57V251H60V248L61 247H63V246H66V242L63 240V233H64ZM137 228V227H136ZM194 228H195V226H194ZM199 228V227H198ZM186 229H187V227H186ZM210 229V228H209ZM213 229V228H212ZM233 229V228H232ZM8 230V229H7ZM6 230V231H7ZM135 230V229H134ZM185 230V229H184ZM196 230H199V229H196ZM216 230H217V228H216ZM240 230V229H239ZM136 231V230H135ZM203 231V230H202ZM210 231V230H209ZM228 231V232H227ZM47 231H45V233L43 232V230H42V232H41V234H44L45 236L47 235V233H46ZM189 233V234H194V233ZM236 233V235H231V233ZM135 233V232H134ZM185 233V232H184ZM126 234V233H125ZM182 234V233H181ZM128 235V234H127ZM184 235V234H183ZM186 235V234H185ZM184 235V236H185ZM204 235V234H203ZM48 236V235H47ZM49 236H50V234H49ZM131 236V235H130ZM190 237V236H189ZM198 237V236H197ZM201 237H202V235H201ZM244 237V236H243ZM46 238V237H45ZM138 238V237H137ZM184 238V237H183ZM230 237H228V239H229ZM246 238V237H245ZM50 239V238H49ZM124 239V238H123ZM132 239V238H131ZM156 239V238H155ZM207 239V238H206ZM243 239V238H242ZM127 240V239H126ZM141 240H142V238H141ZM197 241V240H196ZM230 241V240H229ZM241 241V240H240ZM245 241V240H244ZM125 242V241H124ZM193 242V241H192ZM207 242V241H206ZM216 242V241H215ZM214 242V243H215ZM246 242V241H245ZM128 243V242H127ZM139 243V242H138ZM145 243H146V241H145ZM210 243H212V242H210ZM241 243V242H240ZM181 244V243H180ZM197 244V243H196ZM218 244V243H217ZM227 244V243H226ZM239 244V243H238ZM247 244V243H246ZM251 244V243H250ZM75 245H76V243H75ZM128 245V244H127ZM139 245V244H138ZM163 245H165V244H163ZM234 245V244H233ZM241 245V244H240ZM252 245V244H251ZM162 246V245H161ZM160 246V247H161ZM167 246V245H166ZM178 246H179V244H178ZM194 246V245H193ZM215 246V245H214ZM218 246V245H217ZM127 248H128V246H126ZM248 247V246H247ZM129 248H131V247H129ZM135 248V247H134ZM140 248V247H139ZM158 248H159V246H158ZM191 248V247H190ZM206 248V247H205ZM250 248H251V246H250ZM253 248V247H252ZM143 249V248H142ZM202 249H204L203 247H202ZM212 249V248H211ZM247 249V248H246ZM131 250V249H130ZM133 250V249H132ZM141 250V249H140ZM150 250V249H149ZM193 250V249H192ZM233 250H235L236 251V249L235 248H233L231 251L233 252ZM254 250V249H253ZM125 251V250H124ZM137 251V250H136ZM148 251V250H147ZM160 251V250H159ZM164 251V250H163ZM215 251V250H214ZM243 251H245V250H243ZM144 252V251H143ZM146 252V251H145ZM167 252V251H166ZM201 252H203V250H201ZM210 252V251H209ZM226 252H228V250L226 251ZM249 252V251H248ZM71 253V252H70ZM129 252L127 251V254H128ZM194 253V252H193ZM215 253V252H214ZM54 254V253H53ZM134 254V253H133ZM216 254H218V253H216ZM245 254V253H244ZM64 255V254H63ZM132 255V254H131ZM208 255V257L210 256L209 254H207ZM255 255V254H254ZM253 255V256H254ZM28 256V255H27ZM55 256V255H54ZM202 256H204V254L202 255ZM216 256V255H215ZM224 256V255H223ZM232 256H234V255H232ZM51 257V256H50ZM56 257V256H55ZM60 257V256H59ZM58 257V258H59ZM126 257V256H125ZM151 257V256H150ZM219 257V256H218ZM29 258V257H28ZM71 258V257H70ZM138 258V257H137ZM202 258V257H201ZM204 258V257H203ZM220 258V257H219ZM223 258V257H222ZM67 259V258H66ZM79 259V260H78ZM122 259V258H121ZM147 259H149V258H147ZM147 259H144V260H147ZM195 259V258H194ZM200 259V258H199ZM212 259V258H211ZM221 259V258H220ZM124 260V259H123ZM54 261V260H53ZM67 261V260H66ZM65 261V262H66ZM131 261V260H130ZM134 261V260H133ZM196 261H199V260H196ZM205 261V260H204ZM214 261V260H213ZM219 261V260H218ZM67 262H70V260H68ZM63 263V262H62ZM71 263V262H70ZM138 263V262H137ZM203 263H206V262H203ZM54 264H57V263H55V261H54ZM68 264V263H67ZM123 264V263H122ZM126 264V263H125ZM131 264H133L132 262H131ZM147 264H150V260H148L147 261ZM196 264H198L197 262H196ZM202 264V263H201ZM215 264V263H214ZM221 264V263H220Z\"/></svg>",
    "mask_w": 264,
    "mask_h": 264
},
{
    "label": "water",
    "instance_id": "4",
    "mask_svg": "<svg viewBox=\"0 0 264 264\" xmlns=\"http://www.w3.org/2000/svg\"><path fill=\"white\" fill-rule=\"evenodd\" d=\"M198 113H200V112H198ZM176 123H179L180 124V127H178V128H176V129H179V128H181L182 126H183V124L182 123H180L179 121H175ZM166 123H172L171 121H169V122H163L162 123V128L164 129V131H166V132H168V133H170L167 129H165V127H164V125L166 124ZM175 129V130H176ZM171 132H173V131H171ZM261 181H264V178H262L261 179ZM261 181H260V189H261V191H262V193H263V196H264V187H262V185H261ZM262 209H264V205L260 208V210L256 213V215H255V217H254V219H253V222H252V228H253V230H254V232H255V234H256V236L260 239V236L258 235V229L260 230V231H264V212H262L261 210ZM90 212L89 213H87L84 217H83V221H84V223H85V230H87L89 227L91 228V223H92V220H91V218H90ZM82 221V222H83ZM93 237H89L88 235H87V231L86 232H84V234H83V238H82V241H81V243L79 244V246H78V249H77V255H76V258H79L82 262H85L84 260H83V257H86L90 252H91V250H94V248H93V245L95 244V243H93L94 242V240L92 239ZM261 240V239H260ZM263 242H264V240H262ZM78 259V260H79ZM86 263V262H85Z\"/></svg>",
    "mask_w": 264,
    "mask_h": 264
}]
</instances>
